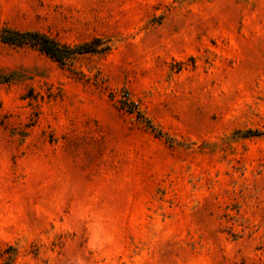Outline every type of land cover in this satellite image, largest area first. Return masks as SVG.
<instances>
[{"label":"rangeland","instance_id":"obj_1","mask_svg":"<svg viewBox=\"0 0 264 264\" xmlns=\"http://www.w3.org/2000/svg\"><path fill=\"white\" fill-rule=\"evenodd\" d=\"M0 29L95 49L0 43L14 264H264V0H0Z\"/></svg>","mask_w":264,"mask_h":264},{"label":"trees","instance_id":"obj_2","mask_svg":"<svg viewBox=\"0 0 264 264\" xmlns=\"http://www.w3.org/2000/svg\"><path fill=\"white\" fill-rule=\"evenodd\" d=\"M0 43L10 47H33L60 64L77 55L95 52L94 43L70 48L62 46L37 32H14L0 29ZM242 136L255 137L258 136V133L247 131ZM17 256L18 251L16 247L6 245L0 249V264H14Z\"/></svg>","mask_w":264,"mask_h":264}]
</instances>
